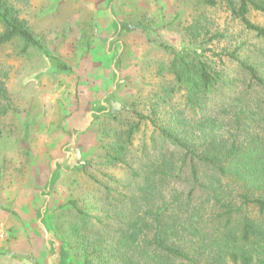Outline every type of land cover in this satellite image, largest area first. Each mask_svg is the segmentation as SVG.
Returning a JSON list of instances; mask_svg holds the SVG:
<instances>
[{
    "label": "rangeland",
    "instance_id": "obj_1",
    "mask_svg": "<svg viewBox=\"0 0 264 264\" xmlns=\"http://www.w3.org/2000/svg\"><path fill=\"white\" fill-rule=\"evenodd\" d=\"M8 1L42 47L20 37L0 45V264H86V253L104 262L88 244L117 227L113 212L141 183L129 168H159L164 155L190 168L151 120L190 122L192 132L210 117L238 141L264 137V88L239 63L264 77V38L241 22L238 0ZM246 17L264 27L260 11ZM181 50L220 73L199 107L171 90ZM121 144L129 165L109 157ZM167 186L188 190V171ZM194 194L192 204L203 197Z\"/></svg>",
    "mask_w": 264,
    "mask_h": 264
},
{
    "label": "trees",
    "instance_id": "obj_2",
    "mask_svg": "<svg viewBox=\"0 0 264 264\" xmlns=\"http://www.w3.org/2000/svg\"><path fill=\"white\" fill-rule=\"evenodd\" d=\"M250 7L264 16V4L258 0H238L234 10L246 28L264 38V27L246 17ZM0 22L4 25L0 45L20 37L27 44L42 47L8 0H0ZM221 36L213 34L212 38ZM231 55L235 57L234 52ZM198 57L196 52L175 51L169 64L176 86L171 90H185L186 101L195 107L204 103L202 96L220 78L218 71ZM239 63L264 88V77L258 75L257 66ZM58 66L68 69L61 62ZM236 118L239 129L238 114ZM204 120L194 122L192 132L188 129L190 122L151 120L181 157L190 160V168H172V159L165 155L160 158L159 168H129L141 183L129 196L125 211L113 212L117 227L109 234L95 236L88 244L91 254L99 260L105 258L99 264H264V137L245 136L248 141L244 143L234 133H219L215 119ZM130 134L131 130L128 137ZM198 138L201 142L196 144ZM117 146H112V151ZM122 146L109 157L127 163ZM200 164L207 168H199ZM185 170L190 188L170 190L167 185ZM196 191L203 197L192 204ZM204 212H208V219H204ZM207 220L211 221L210 227H206ZM89 255L85 254L86 264L90 263Z\"/></svg>",
    "mask_w": 264,
    "mask_h": 264
},
{
    "label": "crops",
    "instance_id": "obj_3",
    "mask_svg": "<svg viewBox=\"0 0 264 264\" xmlns=\"http://www.w3.org/2000/svg\"><path fill=\"white\" fill-rule=\"evenodd\" d=\"M100 88H97V91H95L94 93H96V95H97V97H99L100 96ZM98 103H99V105L101 106V107H104V108H106V106H107V102H105V101H97Z\"/></svg>",
    "mask_w": 264,
    "mask_h": 264
}]
</instances>
